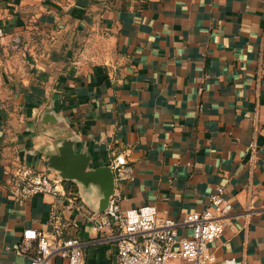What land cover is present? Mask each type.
Here are the masks:
<instances>
[{
	"label": "crops",
	"instance_id": "crops-1",
	"mask_svg": "<svg viewBox=\"0 0 264 264\" xmlns=\"http://www.w3.org/2000/svg\"><path fill=\"white\" fill-rule=\"evenodd\" d=\"M0 28V264H31L23 231L53 211L86 241L83 264H119L114 232L93 229L100 186L53 167L64 143L87 170L126 155L124 209L181 221L222 187L211 264H264V0H0ZM20 165L59 193L17 199Z\"/></svg>",
	"mask_w": 264,
	"mask_h": 264
},
{
	"label": "built area",
	"instance_id": "built-area-1",
	"mask_svg": "<svg viewBox=\"0 0 264 264\" xmlns=\"http://www.w3.org/2000/svg\"><path fill=\"white\" fill-rule=\"evenodd\" d=\"M5 39L0 28V40ZM16 47H19L16 44ZM110 167L116 183L133 177V168L123 153L112 150ZM6 184L19 200L35 194L59 193V181L43 171L20 165L7 171ZM232 203L219 187L210 198V204L201 212L188 213L181 221L160 217L156 206L143 205L124 209L118 194H114L109 208L96 219L93 229L109 228L117 240L119 264H211L215 260L210 244L225 229L224 219L232 211ZM51 229L26 228L19 251L28 254L31 264H83L86 241L66 236V223L53 211ZM180 227L191 230L189 237H179ZM228 260V264H234Z\"/></svg>",
	"mask_w": 264,
	"mask_h": 264
},
{
	"label": "water",
	"instance_id": "water-1",
	"mask_svg": "<svg viewBox=\"0 0 264 264\" xmlns=\"http://www.w3.org/2000/svg\"><path fill=\"white\" fill-rule=\"evenodd\" d=\"M60 153V156H55L51 160L53 167L63 173L64 179L97 183L103 192L99 215L105 212L109 208L116 188V178L112 168L100 166L93 170H87L88 160L73 154L68 143H64L60 148Z\"/></svg>",
	"mask_w": 264,
	"mask_h": 264
},
{
	"label": "trees",
	"instance_id": "trees-1",
	"mask_svg": "<svg viewBox=\"0 0 264 264\" xmlns=\"http://www.w3.org/2000/svg\"><path fill=\"white\" fill-rule=\"evenodd\" d=\"M20 42V41H19Z\"/></svg>",
	"mask_w": 264,
	"mask_h": 264
}]
</instances>
